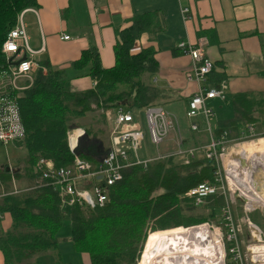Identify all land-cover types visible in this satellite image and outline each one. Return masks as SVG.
<instances>
[{
    "label": "trees",
    "instance_id": "obj_1",
    "mask_svg": "<svg viewBox=\"0 0 264 264\" xmlns=\"http://www.w3.org/2000/svg\"><path fill=\"white\" fill-rule=\"evenodd\" d=\"M36 5V0H0V71L8 66L2 52L7 34L15 26L20 12ZM161 31L156 12L134 15L128 28L116 32L115 64L111 68L100 65L94 48L84 50L72 66L77 72L87 68V75L94 79V87L85 91H72L63 70L46 61L39 63L31 86L17 98L25 129L22 144L28 152L26 167L16 174L17 177L24 175L32 181L35 175L38 176L34 169L39 158H49L55 166L71 163L73 154L67 142L70 114L83 116L95 108L106 111L120 105L135 112L150 105L167 103L168 97L163 90L143 80L144 74H154L158 70L154 49L147 47L136 54L130 53L133 42L142 33L154 38ZM220 83L215 81V87ZM231 104L235 118L218 123L215 133L226 130L235 138L239 124L257 121L259 117L254 115L256 102L251 94H234ZM261 117L264 120V116ZM258 136L264 134L257 133ZM106 147L107 144L98 151H89L81 150L78 144L77 150L81 157L94 162ZM180 162L168 158L151 162L145 168L131 167L109 188V199L103 207H70V238L76 250L86 252L90 264H137L140 254L138 264H144L145 253L160 236L182 232L179 227L182 225L215 221L216 212L224 203L222 196L206 200L210 201L205 206L207 214H193L197 207L184 196L197 184L211 181L215 165L203 155L189 164ZM7 167L0 166V183L5 186L6 193L0 200V214L9 213L12 222L7 231L0 233V251L4 264H26L33 256L57 249L59 239L56 234L63 223V206L58 194L45 185L27 194L8 193L13 176ZM36 264H40L38 259Z\"/></svg>",
    "mask_w": 264,
    "mask_h": 264
},
{
    "label": "crops",
    "instance_id": "obj_2",
    "mask_svg": "<svg viewBox=\"0 0 264 264\" xmlns=\"http://www.w3.org/2000/svg\"><path fill=\"white\" fill-rule=\"evenodd\" d=\"M36 1V7L26 8L22 16L29 45L35 52L31 58L38 66L36 71L40 67L39 63L46 61L52 67L64 71L72 91L81 92L93 88L95 81L87 75V68L77 72L72 63L80 59L84 50L94 48L100 65L111 68L115 64L116 32L128 28L134 15L153 11L157 13L162 31L154 38L142 33L133 42L130 53L136 54L147 47L154 49L158 70L154 74H144L143 80L165 92L168 101L164 106L174 111L182 103L186 109L188 100L199 85L214 87L215 81H221L224 99L216 98L208 102L214 110L213 128L216 129L218 123L235 118L231 96L243 93L254 96L258 107L253 112L254 115L257 113L259 119L250 123L254 124L256 133L264 134V131L258 130L259 124L264 122L261 120V116H264V0ZM182 7L189 9L187 19L182 16ZM65 35L69 38L64 39ZM179 42L200 46L204 55L213 62L205 82L200 84L186 78L192 60L188 53H180L176 49ZM42 71L45 72V68ZM195 119L186 118L188 127ZM245 128L246 124H239L235 138L247 144L243 148L258 151L255 153V160H258L264 155V152H259V148L264 147V136L245 140L243 138L246 133L241 134ZM179 129L184 134L181 125ZM196 132H190L189 136L182 135L185 145L200 146L209 141L207 135L200 144L199 138L193 136ZM170 139L175 143L174 132L170 134ZM251 144L256 146L255 149ZM167 146L168 142L163 149ZM233 150L231 148L228 156H232ZM199 154L196 158L202 156V153ZM175 159L183 162L179 157ZM253 161L247 162L252 164ZM255 178L259 192L264 194V170H259ZM235 208L237 210V205ZM11 222L9 213L0 214V230L9 229ZM58 232L57 249L38 255L40 264H90L89 256L76 250L70 236ZM59 236L65 238L60 239ZM0 264H4L1 251Z\"/></svg>",
    "mask_w": 264,
    "mask_h": 264
},
{
    "label": "built area",
    "instance_id": "obj_3",
    "mask_svg": "<svg viewBox=\"0 0 264 264\" xmlns=\"http://www.w3.org/2000/svg\"><path fill=\"white\" fill-rule=\"evenodd\" d=\"M24 9L17 16L15 26L9 31L2 44V52L8 60V66L0 71V143L23 142L25 129L20 117L17 98L19 94L31 86L33 74L38 66L33 62L35 52L28 42L26 27L23 23ZM182 16L188 18V7H182ZM68 39L69 36H63ZM176 48L188 53L192 64L186 71L188 80L198 83L206 81L213 68V62L204 55L200 46L179 42ZM12 62H17L16 64ZM224 99L221 86L205 87L199 85L190 97L185 110L187 119L200 118L209 136V141L198 147H184V137L179 129L176 118L161 105H150L143 109L146 131L153 148L152 156H141L145 131L136 120L135 113L124 105L112 110L113 121L109 132L108 143L104 153L94 162L84 159L76 152L78 138L83 130H75L68 137L69 149L73 154L70 164L55 166L49 158H39L35 164V172L42 182L40 186L51 187L59 196L62 206L82 209L103 207L109 199V188L120 181L123 172L131 167L147 165L154 161L168 158H181L183 163H190L199 153L215 165L212 180L204 181L190 188L184 196L191 200L195 207H201L213 196H222L224 203L220 207L221 221H204L191 226H179L183 229L185 239L180 241L182 263L178 264H264V230L253 222L249 214L264 208V196L259 192L255 175L264 170V155L256 159V163L248 164L255 156L248 159L230 157L229 146L240 150L236 139L228 138L226 130L215 133L211 124L214 110L208 104L213 99ZM189 131L196 132V122L189 123ZM175 133V143L171 148L163 149ZM245 138H257L253 123L246 124ZM72 140L73 145L70 144ZM255 154V153H254ZM234 156V155H233ZM240 161L246 165L242 166ZM248 161V162H247ZM251 162V161H250ZM10 168V167H9ZM232 205H240L243 215L237 218ZM247 228V237L243 239V227ZM193 232L203 233L199 243H194L187 236ZM179 259L178 255L172 257ZM177 264V263H173Z\"/></svg>",
    "mask_w": 264,
    "mask_h": 264
},
{
    "label": "rangeland",
    "instance_id": "obj_4",
    "mask_svg": "<svg viewBox=\"0 0 264 264\" xmlns=\"http://www.w3.org/2000/svg\"><path fill=\"white\" fill-rule=\"evenodd\" d=\"M164 105L165 104H163V106ZM174 107H176V106L174 105ZM255 107H258V106L255 105ZM164 108L167 111L172 112V115L176 118L178 126L179 127H180V125L182 126V129H184V134H182V135L186 134V136H189L190 132L188 131L189 130L188 125H187L188 122L186 121L185 112H184V110H186V109L183 108L182 103L177 105L176 110H174L175 108L172 109L174 111H171L170 110L171 108H169L168 106H166V107L164 106ZM133 113H135L136 120H139V122L141 123V125L145 131V139L143 141V149L140 150V154H141V156H146V157L152 156L153 148H152V146L149 142L148 136H147L144 111L140 110V111H135ZM112 121H113L112 109L104 111L102 109L95 108L92 111L85 113L83 116H77L75 114H70L69 120H68L69 130L67 132V142L69 140L68 137L71 136L73 131L78 130V129L83 130L84 133L78 138V142H77L80 145V149L82 150V148H84V149H88L89 151L91 149H93L94 151H98L102 146H105L108 142L109 132L112 128ZM194 121L198 124V127H199L198 130L199 131L194 133L193 136H197L199 138L200 144H202L204 141V136H207L203 132V130L205 129V126H203V124L200 122L199 117L196 118ZM211 124L214 126V124H215L214 119L211 120ZM259 127L260 128L258 130L264 131V130H262V129H264V122H262V124H259ZM86 131H89V133L86 134L85 133ZM181 133H182V131H181ZM228 136L231 137L232 139H236L233 137L232 133H229ZM243 139L249 140V138H243ZM240 140H242V139H240ZM70 144L73 145L72 140H70ZM242 145H247V144L240 143L239 147L240 146L242 147ZM96 146H101V147H96ZM168 146H170L168 148H171L174 146V143H172L171 139L168 140ZM183 146L184 147H188V146L198 147L197 144H190V145L184 144ZM251 146L253 147V149H255V147H256L253 144H251ZM68 147H69V143H68ZM231 148L235 149V150L237 149L233 145L229 146V150H231ZM235 150H233V151H235ZM146 151L149 154H147ZM76 152H78L77 148H76ZM261 152H264V150H262ZM27 153L28 152H27L24 144H22V142H20V143L19 142L8 143L6 145L0 143V166L6 165V166L10 167V169L12 171L9 173L13 176V179H11V181H10L8 193H11L13 195L27 194V193L32 192L34 189H37V187H39L42 183L37 175L34 176L32 181H30L29 179L24 177V175H21L20 177L16 176V174L22 173V169L24 167H26L25 166V159L27 157ZM230 157H234L233 154H232V156H228V157L226 156L224 158V161L227 162ZM175 160L178 161V159H175ZM183 164H189V163H183ZM34 171H35V169H34ZM4 187L5 186L2 183H0V200L3 197V195L6 194L4 192L5 191ZM208 202H210V201H206L203 206L195 208L193 210V214L206 213L207 210H206L205 206H206V204H208ZM240 208L241 207L239 205V207L237 209L238 212H236L237 218H240V216L243 215V212H242V210H240ZM232 209L235 210V205H232ZM237 210H235V211H237ZM216 214L217 215H215V218H216L215 221H221L220 208L217 210ZM70 215H71V208L67 207V206H63V208H62L63 223H62V226L59 228L58 233H60V231H61V232H63V234L65 233L66 235H69L71 237ZM249 217L262 230H264V213H262V211L260 209L252 211L249 214ZM206 221L214 222L213 220H206ZM192 225H194V224H192ZM182 226H184V225H182ZM189 226H191V225H189ZM163 230H165V229H163ZM242 230H243V239H246L247 232H248L247 228L244 226L242 228ZM149 232H152V231H148V233ZM0 233L3 234V230H0ZM172 234H174V233H172ZM147 236H148V234H147ZM163 236H160L155 241L154 245L149 249V251H147L145 253V256H146V254H147V256L146 257L144 256V264H148L149 259L153 254L151 249L155 246L156 242L162 238H166ZM59 238H60V236H59ZM63 238H65V236H61L60 239H63ZM143 247H144V244H143ZM143 247H142V250H143ZM142 250H141V253H142ZM84 253H86V252H84ZM141 255L142 254H140V257L137 261V264L140 261ZM37 256L38 255L31 257L29 259L28 263H26V264H36Z\"/></svg>",
    "mask_w": 264,
    "mask_h": 264
},
{
    "label": "bare ground",
    "instance_id": "obj_5",
    "mask_svg": "<svg viewBox=\"0 0 264 264\" xmlns=\"http://www.w3.org/2000/svg\"><path fill=\"white\" fill-rule=\"evenodd\" d=\"M243 146V145H242ZM258 150V149H257ZM262 150H264V147L259 148V152H261ZM234 157L237 160L238 159H247V156H255L254 153L258 152L256 150H252V149H245L243 147H240L239 151H232ZM248 160V159H247ZM254 162L256 163L257 161L255 159H253ZM262 196H264V194H262ZM184 232V231H182ZM182 232H178V233H174V234H168L171 236H163L166 238H162L160 240H158L155 244V246L151 249L153 254L149 259L148 264H173V263H182L181 261V257L180 254L181 251V245H180V241H182L183 239H185V233ZM181 233V234H179ZM203 237V233L201 232H193L192 234H190L189 236H187L186 240L191 239L195 244L199 243L200 238ZM182 238V240H181ZM149 251V250H148ZM174 255H178L179 259L174 260L172 257ZM147 256V254H146ZM145 256V257H146Z\"/></svg>",
    "mask_w": 264,
    "mask_h": 264
},
{
    "label": "water",
    "instance_id": "obj_6",
    "mask_svg": "<svg viewBox=\"0 0 264 264\" xmlns=\"http://www.w3.org/2000/svg\"><path fill=\"white\" fill-rule=\"evenodd\" d=\"M14 64H16L17 62H12ZM241 162V165L244 166L246 165V163L244 161H240ZM7 169H9V167H7ZM256 179V178H255ZM262 211V213H264V208L260 209Z\"/></svg>",
    "mask_w": 264,
    "mask_h": 264
}]
</instances>
